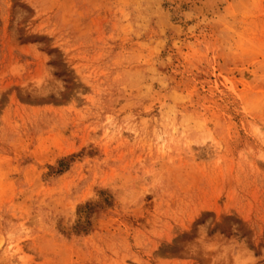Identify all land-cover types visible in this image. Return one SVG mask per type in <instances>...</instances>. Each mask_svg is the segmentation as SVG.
I'll return each instance as SVG.
<instances>
[{
  "label": "rangeland",
  "instance_id": "374dc122",
  "mask_svg": "<svg viewBox=\"0 0 264 264\" xmlns=\"http://www.w3.org/2000/svg\"><path fill=\"white\" fill-rule=\"evenodd\" d=\"M220 1L0 0V264H264V0Z\"/></svg>",
  "mask_w": 264,
  "mask_h": 264
},
{
  "label": "bare ground",
  "instance_id": "6f19581e",
  "mask_svg": "<svg viewBox=\"0 0 264 264\" xmlns=\"http://www.w3.org/2000/svg\"><path fill=\"white\" fill-rule=\"evenodd\" d=\"M219 1H220V0H219ZM222 1H223V0H222ZM220 2H221V1H220ZM209 4L211 5L210 2L207 3V5H209ZM217 4H218V2H217ZM205 5H206V4H205ZM207 5H206V6H207ZM212 6H213V4H212ZM215 6H216V5H215ZM209 8H212V7L210 6ZM218 8H219V7H218ZM218 8H217V9H218ZM212 9H213V8H212ZM217 11H218L219 13H218V12H215V14H220V9L217 10ZM212 12H213V11H212Z\"/></svg>",
  "mask_w": 264,
  "mask_h": 264
}]
</instances>
